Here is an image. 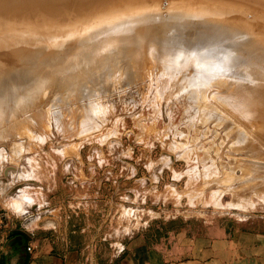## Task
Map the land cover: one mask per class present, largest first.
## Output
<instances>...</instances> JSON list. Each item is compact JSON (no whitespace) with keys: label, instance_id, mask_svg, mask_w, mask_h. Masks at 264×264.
<instances>
[{"label":"rangeland","instance_id":"obj_1","mask_svg":"<svg viewBox=\"0 0 264 264\" xmlns=\"http://www.w3.org/2000/svg\"><path fill=\"white\" fill-rule=\"evenodd\" d=\"M74 1L78 0H71L72 6ZM95 1L106 6L107 9L99 6L103 13L100 10L96 13L107 21L100 18L101 23L93 24L91 15L90 18L80 14L83 10L80 11L78 3L81 6ZM114 1L79 0L75 5L76 17L65 14L68 18L62 24H69V29L61 36H57L59 30L55 29L59 24H46L55 16L49 13L34 15L31 18L37 21L7 30V34L17 33L33 41L55 36L48 41L47 51L51 56L46 53L45 57L68 59L88 43L89 31L95 24L128 18L127 12L139 8L144 12L141 15L140 10L135 15L142 24H137L141 30L133 49L127 51L128 48L121 46L120 54L110 53L104 62H98L95 56L81 64L76 60L70 71L57 74L56 83L51 80L54 86L48 87L50 91L46 89L47 97L42 105L35 108L39 102L34 96L24 94L20 84L9 83L15 99L0 100V224L11 220L18 226L50 227L64 242L79 246L80 264H122L131 238L141 233L150 242L180 231L191 236L205 235L212 226H221L232 234L264 233V113L259 112L261 109L249 112L247 123L228 105L235 98L243 110L264 105V99L258 98L264 96V58L260 56L264 48V37L261 38L264 0H216V3L215 0H140L132 5L129 0ZM196 3H204V8L214 6L216 10L210 12V8H201ZM173 5L176 10L184 7L186 11L197 6L208 18L203 13L198 21L197 17L186 15L185 10L174 11ZM224 6L228 9L226 17L230 14L233 20L231 23L219 14ZM216 7H221L219 13ZM237 8L246 16H240ZM159 9L162 12L156 13ZM231 9L235 10L232 14ZM235 13L239 14L236 18ZM212 17L217 20L209 19ZM217 17H225L224 22ZM241 17L244 23L249 17L256 19L255 23L260 19L262 25L250 22L256 25L252 27L256 34L246 27L250 18L246 26L242 24L244 27L236 22ZM181 21L197 24L186 26V30L177 26ZM232 23H239L241 27L235 26L250 33L227 39L226 30L223 32L221 28L233 27ZM147 27L156 32L153 48L150 36H140ZM257 28L262 31L258 33L262 42L258 40ZM190 30L193 31L190 35H194L186 38ZM252 40L255 50L249 55L245 53V44ZM213 44L222 50L220 54L228 52L232 59L233 67L224 76L230 82L218 83L221 72L216 71L209 78V87L201 86L204 92L201 89V96L196 95L194 89L198 87L192 84L201 74V67L184 61V55L177 63L175 54H184L181 50L186 48L197 52L195 48ZM151 48L155 49L154 55ZM255 51L259 55H254ZM245 67L251 74L236 77ZM230 86L232 92L227 91L231 90ZM259 99L263 103L257 104L262 102ZM204 101L208 102L203 104ZM20 105L30 107L29 116L19 112ZM93 108L100 113L94 114ZM39 109H50L52 114L42 118L44 115L36 114ZM253 113L262 114L253 119ZM21 193L24 197H19ZM16 202L21 203L22 212L15 210Z\"/></svg>","mask_w":264,"mask_h":264},{"label":"bare ground","instance_id":"obj_2","mask_svg":"<svg viewBox=\"0 0 264 264\" xmlns=\"http://www.w3.org/2000/svg\"><path fill=\"white\" fill-rule=\"evenodd\" d=\"M62 1V0H61ZM79 1V0H78ZM77 1V2H78ZM101 2V0H98V2ZM105 2H106V0H104ZM111 0H109V2H110ZM116 2L118 1V0H115ZM114 1V2H115ZM123 2H125L126 0H122ZM130 1H132V2H130ZM134 1V2H133ZM170 1V0H169ZM179 1V0H178ZM177 1V2H178ZM193 1H195V0H193ZM62 2H64L63 4L65 5V4H69L68 6H66L67 8H65V6L63 5V7H61L59 4H60V0L59 1H56V0H0V100H2V99H7V100H9V99H15V96L13 95V92H11V89H10V87H8V85H9V83L10 82H15V83H18V84H20L22 87H23V92H24V94H26V95H30V96H34L35 97V99H36V101L38 100V104L35 106V108L36 107H38V106H40V105H42V103L44 102V100L46 99V97H47V92H48V90L50 89V88H52L54 85H51L50 84V82H51V80H55V83H56V81H57V79H58V73L59 72H68V71H70L71 70V68H73L75 65H76V60L77 61H79L80 62V64L83 62V61H85L86 59H87V61H90L91 60V58H93L94 56L96 57V60L98 61V62H104L105 60H106V58H107V55H109L110 53H111V55L113 54L114 55V53H116L115 51H118L119 53L118 54H120V52H121V50L123 49V48H121V46H123L124 48H128L127 49V51L128 50H130V48L131 49H133V47H134V44L136 43V42H138V41H136V37H139L138 36V31L139 30H141L140 28H139V26L137 25L138 24V22L140 23V19H139V17L138 16H135V15H137L136 13H138V14H140L141 12H140V8H139V10H137V9H135V11H133L132 10V13H129V12H127V15H129V17L128 18H123L122 20H119V21H116V22H113V23H110V24H105V25H97L98 23H101V21L99 20L100 18H102L103 20L102 21H107V20H105L106 19V17L105 16H102V15H98L99 13H96L97 12V10H100V9H98V7L99 6H101V5H103L104 6V4H101V3H97L96 4V2L97 1H95L94 3L92 2V4H89L90 6L88 7V4H85V5H83V4H80L81 6H79V3L77 4V6L78 7H80V11H82L83 10V12L82 13H80V14H85L86 16H89L90 17V15L92 16V22L91 23H97V24H95L93 27H91V30L89 31V40H88V43L85 45V46H82V47H80V48H78L77 49V53H75V54H72L68 59H66V58H63V56L62 57H60V58H54V59H51V60H47V57H45L46 55V53L47 54H49L48 55V57H50L51 56V54L47 51V46H48V41L49 42H51L50 40H52V38H53V40H54V37L55 36H53L51 39H46V40H43V41H33L32 39L30 40V39H28V38H24L23 36L21 37V36H19L17 33H14V34H7V30H10V29H12V30H14V29H17L18 27H20V25L21 24H23L24 22H31V21H37V19H35V18H31L32 16H34V15H43V14H52V15H55L53 18L52 17H50L49 16V18H52L53 20L52 21H49V23H46V24H52L53 22V24H59L55 29L56 30H59V32H57L59 35H57V36H61V35H63V33L64 32H66L67 31V29H69L68 28V25L69 24H62V22H65L67 19H65L66 17H65V14H70V15H72L73 17L75 16L76 17V10L78 9L75 5H76V3L77 2H73V6L71 5L72 3H71V0H63ZM65 2H67V3H65ZM122 2V3H123ZM129 2H130V4L132 5L133 3H135V2H139L140 3V0H129ZM129 2L127 1V3L129 4ZM144 1H142L141 3H143ZM146 2V1H145ZM187 2V1H186ZM196 2V1H195ZM201 2V1H200ZM209 2H210V0H209ZM212 2V1H211ZM214 2V1H213ZM217 1L215 0V3H216ZM104 3V2H103ZM127 3H126V6H127ZM154 3V2H153ZM174 3V2H173ZM189 3V2H188ZM192 3V2H191ZM207 3V2H206ZM214 3V4H215ZM226 3V2H225ZM94 4H96V6H94ZM112 4V3H111ZM137 4V3H136ZM150 4V3H149ZM154 4H156V3H154ZM170 4V3H169ZM168 4V5H169ZM172 4V3H171ZM179 4V3H178ZM177 4V5H178ZM183 4V3H182ZM197 4V6L199 5V7L201 6V8L203 7L202 5L204 4V3H201L202 5H200V3H196ZM196 4H193V6L194 5H196ZM211 4V3H210ZM233 4V3H232ZM62 5V4H61ZM106 5V4H105ZM113 5V4H112ZM111 5V6H112ZM147 5V4H146ZM180 5V4H179ZM178 5V6H179ZM186 5V4H185ZM213 5V4H212ZM216 5V4H215ZM221 5V4H220ZM229 5V4H228ZM252 5V4H251ZM121 6V5H120ZM120 6H118V7H120ZM123 6V5H122ZM121 6V8H123ZM125 6V5H124ZM136 6V5H135ZM134 6V7H135ZM144 6V5H143ZM171 5H169V7H170ZM174 6V8H172L174 11H177V10H179V11H181V10H185L186 11V8H184L183 7V9H180L179 7V9H175V8H177V7H175V5H173ZM172 6V7H173ZM181 6H183V5H181ZM188 6V5H187ZM191 6V5H190ZM197 6H196V8H197ZM210 6V5H209ZM222 6H223V4H222ZM72 7H73V9H72ZM102 7V6H101ZM105 7V9H107L106 8V6H104ZM118 7H117V9H118ZM128 7V6H127ZM129 7H131V6H129ZM148 7H150V6H148ZM158 7V6H157ZM162 6H160V8H161ZM168 7V8H169ZM186 7V6H185ZM198 7V8H199ZM226 6H224L223 8H222V12H224V13H222L221 11V13H219V8H221V7H216L217 8V10H218V12L217 13H219V14H223L222 16H225L226 17V14L225 13H228V9H224ZM231 7V6H230ZM251 7V6H250ZM77 8V9H76ZM110 8V7H109ZM121 8H119V9H121ZM193 9V7L191 8L190 7V10H188V11H186V15H188L189 17L190 16H193V17H197V19L199 18V17H201L202 18V15H203V13L205 12H203V11H201L200 9ZM204 8V7H203ZM205 8H210V12H213V10L212 9H214L215 7L213 6H211V7H208V5L207 6H205ZM204 8V9H205ZM228 8V7H227ZM231 8H234V7H231ZM245 8H247V7H245ZM256 8V7H255ZM264 8V7H263ZM112 8H110L109 10H111ZM116 9V10H117ZM118 9V10H119ZM142 9H144V8H142ZM154 9H155V7H154ZM171 9V8H170ZM169 9V10H170ZM235 9V8H234ZM238 9V8H237ZM249 9V8H248ZM262 9V8H261ZM102 10V9H101ZM100 10V11H101ZM104 10V9H103ZM114 10V9H113ZM112 10V11H113ZM148 10H152V9H148ZM148 10H147V12H148ZM160 10V9H159ZM162 10V9H161ZM156 11V13L158 12H162V11ZM164 10V9H163ZM214 10H216V9H214ZM247 10V9H246ZM263 10V9H262ZM108 11V10H107ZM106 11V12H107ZM142 11V10H141ZM145 11V10H144ZM154 10H153V12H155ZM179 11H178V13H179ZM227 11V12H226ZM231 11L234 13V11L231 9V10H229V12L231 13ZM240 11H242L241 9H240ZM248 11V10H247ZM252 11V10H251ZM106 12H104V13H106ZM126 11H124L123 13H117V14H114L113 13V15H110V16H107V17H109V18H112V17H115V16H118V15H121V14H124ZM140 12V13H139ZM146 12V11H145ZM167 12H168V10H167ZM166 12V13H167ZM171 12H172V10L170 11V14H171ZM238 12H239V9H238ZM243 12V11H242ZM246 11H244L243 13H245ZM264 12V11H263ZM79 13V12H78ZM89 13V14H88ZM101 13H103V11H101ZM144 12L142 11V13H141V15H144L143 14ZM150 13H152V12H150ZM165 13V14H166ZM177 13V14H178ZM240 13V12H239ZM249 13V12H248ZM251 13V12H250ZM189 14H191V15H189ZM205 14V13H204ZM210 14V13H209ZM212 14V13H211ZM216 14V13H215ZM213 15V16H216V15ZM218 14V15H219ZM225 14V15H224ZM232 14V13H231ZM236 15L238 14V13H235ZM234 14V15H235ZM252 14H253V11H252ZM251 14V16H253L254 15V17H256L255 16V14H253L252 15ZM173 15H175V13L173 14ZM179 15H181V14H178L177 16H179ZM184 15H185V12H184ZM183 15V16H184ZM217 15V16H218ZM228 15V14H227ZM239 15V14H238ZM238 15L237 16H235V18L236 17H238ZM243 14H241L240 13V16H242ZM169 16V15H168ZM182 16V15H181ZM181 16H179V18H181ZM205 16H206V14H205ZM205 16H204V18H205ZM244 16V15H243ZM242 16V17H243ZM245 16H246V13H245ZM244 16V17H245ZM250 16V15H249ZM250 16V17H251ZM83 17V16H82ZM105 17V18H104ZM189 17H187V18H189ZM207 17V16H206ZM219 17V16H218ZM217 17V18H218ZM225 17H223V18H220L221 20H223ZM229 17H230V14H229ZM227 18L226 17V19L228 20H226V22H228L229 23V20L231 19V18ZM231 17H232V15H231ZM234 17V16H233ZM240 18V20L241 19H243V18ZM247 17H248V14H247ZM249 17V18H250ZM260 17V16H259ZM68 18V17H67ZM69 18H70V16H69ZM91 18V17H90ZM184 18H186L185 16H184ZM208 18V17H207ZM216 18V17H215ZM215 18H209V19H215ZM235 18H234V22H235ZM249 18H247L248 20H249ZM253 18V17H252ZM252 18H250L251 20L249 21V23L250 22H254L255 23V21H256V19H257V17H256V19H255V21H253V19ZM27 19V20H26ZM89 19V18H88ZM150 19V18H149ZM183 19V18H182ZM195 19V18H194ZM197 19H196V21H197ZM219 19V18H218ZM219 19V20H220ZM233 19V18H232ZM245 19V18H244ZM247 19L245 20V23H246V25L248 24L247 22ZM259 19V18H258ZM39 20V19H38ZM79 21H81L80 19H78ZM200 19H198V21H199ZM204 20V19H203ZM215 20H217V19H215ZM220 20V21H221ZM237 20H239L238 18H237ZM40 21V20H39ZM87 21H89V20H87ZM179 21H180V19H179ZM205 21V20H204ZM241 21H242V23H241ZM241 21H236V22H240V24H241V26H246L245 25V23L243 22V20H241ZM247 21V22H246ZM259 21H260V19L259 20H257V22L259 23ZM261 21H264V20H261ZM182 22V24H180V25H177V26H183V27H185L186 28V26H191V24L192 25H194V23L195 22H192V21H188V22H183V21H181ZM202 22V21H201ZM223 22H224V20H223ZM225 22V23H226ZM231 22H233V20H230V23ZM256 22V23H257ZM87 23V22H86ZM175 23V22H174ZM252 23H250V25L252 24ZM255 23V24H256ZM257 23V24H258ZM82 24V23H81ZM140 24H142V23H140ZM153 24V23H152ZM156 24V23H155ZM197 23H195V25H196ZM234 26L232 27V26H230L229 28H221L222 30H223V32L226 30V37H227V39H232V38H234V37H243V32H244V34L245 35H247V34H249L250 33V31L252 32V34H256V33H253L254 31H252V27H253V25H255V24H252V26H246V27H248V28H250L251 27V29H247L246 31L247 32H245L244 30L246 29H243V30H241L239 27H241L240 26V24L239 23H237V24H234V23H232ZM231 24V25H232ZM239 24V27H237V26H235V25H238ZM243 24V25H242ZM259 24H261V23H259ZM258 24V25H259ZM64 25H65V27H64ZM146 25H149V24H146ZM262 25V24H261ZM263 25H264V23H263ZM263 25H262V28H264L263 27ZM72 26V25H71ZM203 26V25H202ZM211 26H213V25H211ZM243 26V27H244ZM174 27H176V26H174ZM218 27V26H217ZM242 27V28H243ZM255 27H256V25H255ZM253 28L254 30L256 29V28ZM261 27V26H260ZM157 28H158V26H157ZM160 28V27H159ZM259 28V27H258ZM258 28H257V30H256V32H257V36L259 37V39L258 40H260L262 37H264V36H261V38H260V36H259V34H261L262 33V31H264V30H260V32L258 31ZM161 29V28H160ZM186 30H187V28H186ZM209 30V29H208ZM207 30V31H208ZM227 30L229 31V33L227 32ZM61 31V32H60ZM143 31V32H142ZM141 32H142V34L140 35V36H142V38H143V36H146V38H148L149 36H150V39L152 40L151 42H152V44L150 45L152 48L155 46V43H156V41H153V39H154V37H156V32L154 31V30H152L150 27H147V28H144V30H142ZM140 32V33H141ZM193 31L192 30H190V32H188V33H186V38H191V37H193L192 35H194V34H191L190 35V33H192ZM199 32H201V31H199ZM259 33V34H258ZM252 34H251V36H252ZM68 35H70L69 33H68ZM196 35V34H195ZM262 35H264L263 33H262ZM47 36V35H46ZM254 36V35H253ZM142 38H140V39H142ZM256 38V37H255ZM55 39H57V37L55 38ZM246 39V41H247V38H243V40H245ZM264 38H262V40H263ZM237 40V39H236ZM262 40H260L261 42H262ZM46 41H47V43H46ZM40 42H45V44H41ZM155 42V43H154ZM245 43V42H244ZM40 44V45H39ZM50 44V43H49ZM245 45H247V48H245V53H247V54H251V52L253 51V50H255V43H254V40H252V41H250V43H249V45L248 44H245ZM263 45H264V43H263ZM216 44H213V45H211L210 47H200L199 49H194V50H199V51H197V52H190V49H187L186 48V50H181V51H183V52H185L184 54H179L178 53V55H176L175 54V57H176V59H175V62H177V63H179L180 61H179V59L180 58H182V56L181 55H184V58H183V60L184 61H191V65H196V66H200L201 67V70H200V75L199 76H197L196 77V82H193V84L192 85H194V87L196 86V87H198V88H196V89H194V92L196 93V95H200V91H201V89H202V91L204 92V87H201V86H205V87H209V78H210V76H212L213 74H215L214 72H216V71H220L221 73V76H219L218 78V83H221V82H223L225 85H228V83L230 82H228V79H227V77H224L225 76V74L231 69V67H233V62H232V59L229 57L230 55H228L229 53L228 52H226V53H222V54H220V52L222 51L221 49V51H219V49L218 48H216ZM17 48H19V49H26V51H20V52H18V50H17ZM42 48H45V50L44 51H42L43 49ZM49 49H51V47H48ZM151 48V49H152ZM153 50H155V49H152V51H151V54L152 55H154L155 53H154V51ZM252 50V51H251ZM260 52H261V55L260 56H262L263 58H264V48H262L261 50H260ZM228 53V54H227ZM253 53V52H252ZM259 55L256 51H255V53H254V55ZM112 55V56H113ZM55 56V55H54ZM110 56V55H109ZM106 57V58H105ZM117 57V56H116ZM111 58H113V57H111ZM66 59V60H65ZM261 60H262V58H261ZM173 61V60H172ZM93 62V61H92ZM107 62V61H106ZM105 62V63H106ZM72 63H74V65H71L72 67H70L69 65L70 64H72ZM88 63H90V62H88ZM94 63V62H93ZM152 63V62H151ZM187 63V62H186ZM69 64V65H68ZM153 64V63H152ZM264 64V63H263ZM113 67V66H112ZM149 67H150V64H149ZM128 68V67H127ZM75 69V68H74ZM151 69V68H150ZM248 71V72H247ZM249 69L247 68V67H245L244 68V70H243V72L241 71L240 73H238L237 75H236V77H240V78H243V76L242 75H244L245 73L246 74H251V73H249ZM149 75V74H148ZM219 75V74H218ZM217 75V76H218ZM71 76V75H70ZM70 76H67V77H70ZM143 76V75H142ZM149 77V76H148ZM167 77V76H166ZM159 79V78H158ZM165 79V78H164ZM227 79V80H226ZM262 80V79H261ZM232 81H234V80H232ZM257 81V80H256ZM264 81V80H263ZM52 83H53V81H52ZM217 83V84H218ZM222 83V84H223ZM233 83V82H232ZM234 83H235V81H234ZM216 84V85H217ZM222 84H221V86H222ZM223 84V85H224ZM212 85H214V84H212ZM224 85V86H225ZM232 85H234V84H232ZM50 86H52V87H50ZM218 86H220V84L218 85ZM234 86H236V83H235V85ZM233 86V87H234ZM48 87H50L49 89H48ZM201 87V88H200ZM231 87V86H230ZM191 88H193V87H191ZM190 88V89H191ZM46 89H48V90H46ZM230 89V88H229ZM263 89V88H262ZM232 90H234L232 87H231V90H227V91H230V92H232ZM264 90V89H263ZM41 91V92H40ZM50 91V90H49ZM226 91V92H227ZM252 91V93H253V91H254V89L253 90H251ZM257 91V90H256ZM261 90H259V92H260ZM40 92V93H39ZM206 92H208V90L206 91ZM206 92H205V98H206ZM218 92V91H217ZM224 93V94H227V93ZM229 92V93H230ZM234 92V91H233ZM248 92V91H247ZM255 92V91H254ZM259 92H258V94H259ZM264 92V91H263ZM215 93V92H214ZM48 94H50V93H48ZM209 94H210V91H209ZM239 94V93H238ZM257 94V93H256ZM257 94V95H258ZM263 95V93H262V91H261V93H260V95ZM253 95V94H252ZM251 95V96H252ZM201 96V95H200ZM199 96V97H200ZM230 96V95H229ZM234 96V95H233ZM241 96V95H240ZM251 96H249V98L246 96V99H250V97ZM242 97H244V96H242ZM254 98L256 97L255 96V94H254V96H253ZM258 97V96H257ZM263 97V98H262ZM203 98H204V96H203ZM204 98V99H205ZM208 98V97H207ZM206 98V99H207ZM251 98L250 100L254 103L255 101L254 100H256L257 98ZM258 98H261V99H264V96H259ZM55 99V98H54ZM254 99V100H253ZM261 99H259L258 101H262ZM213 100H214V98H213ZM212 100V101H213ZM35 102V101H34ZM55 102V101H54ZM205 102V101H204ZM208 102V101H207ZM207 102H205V103H203V104H206ZM220 102V101H219ZM245 102H246V100H245ZM248 102H250V101H248ZM252 102H250L251 104H253ZM199 104L201 103V101L200 102H198ZM197 103V104H198ZM261 103H263V101L262 102H257V104H261ZM55 104V103H54ZM209 104H210V102H209ZM217 104V103H216ZM221 104H224V103H221ZM240 103H238V102H236V98H235V101H230V103H228V105H229V108L230 109H232V111H234V113L236 112L237 114H239V115H241L242 117H244L245 119H246V121H247V123H249L248 122V119H249V112H253V111H259L258 109H261L259 112H261L262 111V113H264V105H263V107H261V108H259L260 107V105L258 106V107H252V109L250 110V108H248L249 110H246V109H241V107H240V105H239ZM246 104V103H245ZM256 104V105H257ZM200 105H202V103L200 104ZM31 106V105H30ZM51 106V105H50ZM224 106H226L225 104H224ZM253 106V105H252ZM254 106H255V104H254ZM91 107V106H90ZM200 107V106H199ZM202 107V106H201ZM200 107V108H201ZM204 107H205V105H204ZM20 108L21 109H19L20 111L19 112H22V114H25V115H27V113L29 112V109H30V107H26V105H20ZM206 109L207 108H209L208 106H206L205 107ZM227 108V107H226ZM225 108V109H226ZM94 109V108H93ZM92 109V110H93ZM31 110V109H30ZM49 110L50 109H47L46 111H43L42 109H39V110H37V112H36V114L38 115V114H40V115H44V116H41L42 118H48V116H49V114H50V112H49ZM198 111H199V109H197ZM211 110V109H210ZM201 111V110H200ZM230 112V111H229ZM247 112V113H246ZM258 112V113H259ZM56 113H57V111H56ZM93 113L94 114H99L100 113V111L98 110V109H94V111H93ZM235 113V114H236ZM262 113H260V114H257V116H255L254 115V113H253V115L255 116V117H253V119L254 118H256V117H261V116H258V115H261ZM51 114H52V112H51ZM214 114V113H213ZM232 114V113H231ZM59 115V114H58ZM217 115V114H216ZM27 116H29V115H27ZM26 116V118H30V117H27ZM53 116V115H52ZM51 116V117H52ZM238 116V115H237ZM263 116H264V114H263ZM240 117V116H239ZM241 117V118H242ZM257 118V119H258ZM263 118V117H262ZM56 119V118H55ZM253 119H251V120H253ZM256 119V120H257ZM25 121L27 120V119H24ZM28 120H30V119H28ZM45 120V119H44ZM259 120V119H258ZM260 120H262L261 118H260ZM13 121V120H12ZM31 121H33L32 119H31ZM57 121V120H56ZM245 121V120H244ZM255 121V120H254ZM254 121H252V122H254ZM263 121H264V119H263ZM59 122V121H58ZM251 122V123H252ZM29 123V122H28ZM31 123V122H30ZM236 123V122H235ZM255 123V122H254ZM254 123H252L253 125H254ZM256 123H258V121L256 122ZM262 123V122H261ZM90 124V123H89ZM88 124V125H89ZM243 124V123H242ZM258 126H259V124H257ZM96 126V125H95ZM260 126H261V124H260ZM263 126H264V124H263ZM91 128H92V126H90ZM90 127H89V129H90ZM255 127H256V125H255ZM88 127H86V129H87ZM253 128V127H252ZM260 127H258V128H256V131H257V129H259ZM88 129V130H89ZM238 129V128H237ZM236 129V130H237ZM254 129V128H253ZM30 130V129H29ZM263 131H264V129H263ZM259 132H260V130H259ZM248 133H250V131L248 132ZM249 135H251V134H249ZM263 135V134H262ZM240 138V137H239ZM22 190H20V192H21ZM24 192V191H23ZM22 194V193H21ZM21 196H23L24 197V193L22 194V195H20L19 194V197H21ZM15 199V198H14ZM18 199V198H17ZM20 200V199H19ZM11 203V202H10ZM21 204V203H20ZM19 204V205H20ZM22 204H23V202H22ZM16 205H17V202H16ZM20 207H21V205H20ZM23 209V208H22Z\"/></svg>","mask_w":264,"mask_h":264},{"label":"crops","instance_id":"obj_3","mask_svg":"<svg viewBox=\"0 0 264 264\" xmlns=\"http://www.w3.org/2000/svg\"><path fill=\"white\" fill-rule=\"evenodd\" d=\"M10 221L0 224V264L81 263L79 246L50 227ZM122 264H264V233L212 226L205 235L180 231L157 242L141 233L131 238Z\"/></svg>","mask_w":264,"mask_h":264},{"label":"clouds","instance_id":"obj_4","mask_svg":"<svg viewBox=\"0 0 264 264\" xmlns=\"http://www.w3.org/2000/svg\"><path fill=\"white\" fill-rule=\"evenodd\" d=\"M26 178H27V177H26ZM29 203H31V202H29ZM14 207H15V210H16L18 213L23 211V209H22L18 204L15 205Z\"/></svg>","mask_w":264,"mask_h":264},{"label":"built area","instance_id":"obj_5","mask_svg":"<svg viewBox=\"0 0 264 264\" xmlns=\"http://www.w3.org/2000/svg\"><path fill=\"white\" fill-rule=\"evenodd\" d=\"M31 249H32V247L29 246V247H28V250H31Z\"/></svg>","mask_w":264,"mask_h":264}]
</instances>
